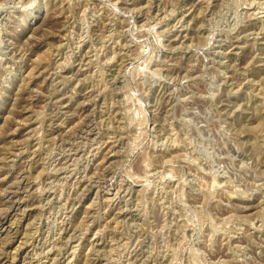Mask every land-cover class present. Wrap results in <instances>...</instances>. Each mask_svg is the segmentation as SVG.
<instances>
[{
	"label": "rangeland",
	"instance_id": "374dc122",
	"mask_svg": "<svg viewBox=\"0 0 264 264\" xmlns=\"http://www.w3.org/2000/svg\"><path fill=\"white\" fill-rule=\"evenodd\" d=\"M0 264H264V0H0Z\"/></svg>",
	"mask_w": 264,
	"mask_h": 264
}]
</instances>
